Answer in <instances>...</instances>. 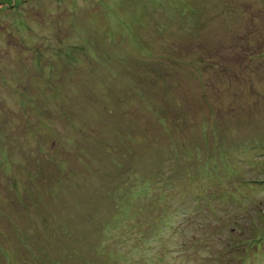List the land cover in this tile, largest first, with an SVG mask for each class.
Listing matches in <instances>:
<instances>
[{"label": "rangeland", "instance_id": "374dc122", "mask_svg": "<svg viewBox=\"0 0 264 264\" xmlns=\"http://www.w3.org/2000/svg\"><path fill=\"white\" fill-rule=\"evenodd\" d=\"M257 228L235 264H264V0H0V264H230Z\"/></svg>", "mask_w": 264, "mask_h": 264}, {"label": "trees", "instance_id": "16d2710c", "mask_svg": "<svg viewBox=\"0 0 264 264\" xmlns=\"http://www.w3.org/2000/svg\"><path fill=\"white\" fill-rule=\"evenodd\" d=\"M173 19H175V18H173ZM249 189H252V185L251 186H249ZM230 195H232V194H230ZM257 209H260V207H256ZM260 212V211H259ZM247 214V213H246ZM249 214V213H248ZM247 214V216H249ZM263 224L262 222H257L255 225H258V224ZM238 230H241V228L240 227H238ZM260 230V228H257L256 230L255 229H252L251 231H250V233H252V232H254V235H252V236H249L250 235V233H248V234H243V232L242 233H237V235L235 236V237H232L230 240H229V242H228V244H229V246L227 247V249H228V251H226V252H228V253H226L228 256H230L229 258H227V259H233L231 262H230V264H235V262H236V260L237 261H242V258L241 257H239V255L237 254V253H239V252H242L243 250L245 251V249L247 248V247H245V246H247V245H252V243L254 242V240H255V238L258 236V238H260V236L259 235H256V233H257V231H259ZM225 254V253H224ZM224 256V255H223ZM238 263V262H237Z\"/></svg>", "mask_w": 264, "mask_h": 264}]
</instances>
